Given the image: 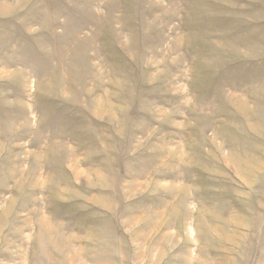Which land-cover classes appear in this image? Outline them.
Returning a JSON list of instances; mask_svg holds the SVG:
<instances>
[{"label": "rangeland", "instance_id": "rangeland-1", "mask_svg": "<svg viewBox=\"0 0 264 264\" xmlns=\"http://www.w3.org/2000/svg\"><path fill=\"white\" fill-rule=\"evenodd\" d=\"M0 264H264V0H0Z\"/></svg>", "mask_w": 264, "mask_h": 264}]
</instances>
